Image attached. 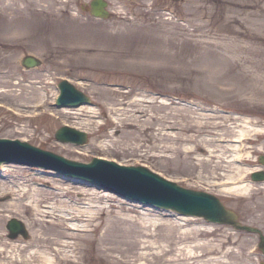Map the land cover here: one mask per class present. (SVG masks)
I'll use <instances>...</instances> for the list:
<instances>
[{"label":"rangeland","instance_id":"obj_1","mask_svg":"<svg viewBox=\"0 0 264 264\" xmlns=\"http://www.w3.org/2000/svg\"><path fill=\"white\" fill-rule=\"evenodd\" d=\"M10 1L0 2V28L9 26L4 3ZM91 1L39 0L30 9L36 36L23 40L20 47L2 44L0 39V137L29 138L34 145L81 162L102 157L121 164L146 165L183 185L218 195L239 212L242 221L259 228V234L264 232V211L261 214L254 203L263 197L264 188L253 201L246 199V193L223 190L225 185L246 183V166L253 167L254 159L264 153V133L246 132V121L264 128V72L260 69L264 64V0H107L109 18L93 16ZM49 6L51 14L35 13ZM125 18L149 23L147 38L124 39L126 30L117 29V25ZM70 28L107 36L110 45L118 44L123 58L133 55L130 45H139L155 58L112 64L94 59L105 54L103 50L84 55L55 49L54 45L63 41L58 33ZM221 45L230 49L214 50L222 49ZM28 54L39 57L42 64L24 67L22 59ZM62 78L88 94L91 103L69 108L71 112L57 107L53 102ZM41 97L43 105L37 111L41 114L33 116L30 110L35 106L28 104L39 103ZM66 124L80 126L88 133V142L58 140L56 132ZM242 129L247 137L233 142L230 149H219L222 136L235 139L237 130ZM226 151L237 159L230 167L219 157ZM229 172L241 174L240 180L225 181ZM71 178L50 167L0 166V182L10 185L13 179L17 184L20 181L16 188L33 183L45 189L70 187L74 198L82 193V204L94 218L75 221L87 230L63 237L79 248L74 246L70 261L54 254L56 264H126L117 261L125 256L134 258L133 264H149L150 258L162 255L167 246L166 226L202 231L200 238L215 248L204 257H217L224 264H264L256 232L157 209L122 197L110 186ZM15 201V195L0 193V207ZM250 202L254 204L248 207ZM8 208L2 222L0 264H40L18 254L19 247L28 252L36 249L31 240L38 225H30L29 212ZM39 217L48 224L57 221L55 215ZM12 218L25 224L27 237H10L7 223ZM141 240H150L152 250L132 243ZM172 256L165 255L168 259Z\"/></svg>","mask_w":264,"mask_h":264},{"label":"bare ground","instance_id":"obj_2","mask_svg":"<svg viewBox=\"0 0 264 264\" xmlns=\"http://www.w3.org/2000/svg\"><path fill=\"white\" fill-rule=\"evenodd\" d=\"M19 1L20 0H13L10 2H6L7 4L4 3L5 12L8 16H10V23L9 26L0 28V39H2V44L20 47L23 40L27 41L31 35L36 36L37 34L36 31L32 29V24L30 21V9L33 8L32 6H35V4H38L39 0H22L24 2V4L22 5H19ZM0 2H2V0H0ZM9 10L11 12H9ZM50 11L51 9L49 6L48 9L43 7L35 13L39 15H45L51 14ZM126 20V18L123 19L117 25V29L126 30L125 35L123 36L124 39L131 40V38L137 37L141 40H145L147 38L145 32L147 29L146 27L149 26L147 24L149 23H144L142 19ZM92 34L93 33H81L72 28H70L66 32H59L58 36L62 38L63 41H61V43L59 42V44H55L54 48H61L63 51H60L62 52H71L84 55L94 49L99 51L103 50L105 54L95 56L94 59H97L101 63H105L108 61V63L112 64L114 62H116L117 64L141 63L144 62V60L148 61L149 59H151V56H153L151 54H147L145 51H141V47L139 45H130V53L133 55H130L127 58H123L124 53L122 51H118V44L112 43V45H110L111 43L108 42L107 36L101 34H95L91 36ZM9 35H12L14 38L10 37ZM113 38L114 37L111 38L112 41ZM114 41H118V39ZM218 47L222 49L214 50L218 51L230 49V47L229 49H226V45H221ZM153 48L155 50V46ZM153 58H155V55L153 56ZM260 69L264 72V64L260 67ZM38 102L43 103V98ZM36 103L37 102H35L34 105L28 104V106H36ZM64 110L71 112L69 109ZM25 111L29 112V110ZM30 112H33V110H30ZM78 127L80 128V126ZM165 127H168V125H166ZM237 131L238 135L237 137H235V139L229 138L227 136H222V144H220L219 149H226V147L230 149L234 147L233 142L240 141V139L244 136L247 137L248 134H246V132L253 131L255 133H264V128L251 126L246 121V132L243 129ZM261 150H264L263 147L261 148ZM229 153L228 151H226L222 154H219L221 162H225L226 167L232 166L234 160H237L233 156L232 158L229 157ZM41 172L45 174V172ZM41 172H38L37 174L40 175L42 174ZM58 175L61 176L60 173H58ZM225 176V181H228V183H235L240 180L241 174L237 175L234 172H229L225 174ZM14 181V179L11 180L10 185H7L6 182H0V193L13 194L16 196L15 202H8L0 207V242H2L4 239L3 233H1L4 212L7 207H9L8 209L12 210L16 208V210L30 213V225H38V229L34 230V237L31 240V244H33L36 249H31L28 252L26 247H19L18 254L20 256H26V258L39 260L40 264H56L53 259L54 254L59 257L60 260L62 259L70 261V256L74 255L75 247L78 246L76 244L72 245L71 243L66 242L63 237L72 233L73 235H77L78 232L87 230L86 227H82L86 225H83L82 223H75V221H79L80 219L83 220L84 218H94L92 216H89L88 207L82 204L84 203L82 193L78 192L76 194V197L74 198V196L71 195L70 191L73 190L70 187L63 188L59 186H50L45 189V187L41 186V184L33 183L23 185L22 187L18 186L16 188L14 186L19 185L21 182L18 181L17 184ZM44 182L48 184L49 181L44 180ZM260 185L261 186H254L253 182L246 181V183L240 185H225L223 187V190L228 192H240L244 194L246 193V197L248 200H255L254 191L256 189L259 190L264 188V181H261ZM258 193L259 192H257L256 194ZM68 194L70 195V199L73 198L72 200L75 199V201L65 198V196H67ZM50 199L52 200L50 201ZM43 203H45L46 205H42ZM254 203H256L255 207H257V210L261 212V214H263L264 209L262 208V205H264V195L261 199L255 200ZM254 203L250 202L248 207H251V204L253 205ZM43 207H46L47 209ZM42 215H55L57 221L48 224L45 222L44 218L39 217ZM166 228L167 246L163 248L162 255H153L150 258L151 260L149 261V264H224L218 262L217 257H204L206 256V254L215 251V248L211 243L206 242L204 238H200V236L203 234L202 231L198 229L179 231L178 229L174 228V226H166ZM49 232L55 234L56 236L51 237L50 235H48ZM153 233L154 232H145V234L147 235H153ZM132 243L138 244L141 248L143 247L152 250V242L150 240H141L139 242L135 241ZM147 254L149 255L152 253L147 251ZM168 254H172L173 256L168 259L167 257H165V255ZM108 257H112V255H108ZM117 261L126 262V264H133L134 258L125 256L122 259H117Z\"/></svg>","mask_w":264,"mask_h":264},{"label":"water","instance_id":"obj_3","mask_svg":"<svg viewBox=\"0 0 264 264\" xmlns=\"http://www.w3.org/2000/svg\"><path fill=\"white\" fill-rule=\"evenodd\" d=\"M106 6L107 2L105 0H94L92 2L93 15L108 17L109 11L106 9ZM23 63L31 67L38 65L40 61L34 56H27L23 60ZM61 86L63 93L60 98V105L79 106L84 102L90 101L88 96L78 91L72 84L64 82ZM56 135L58 139L62 141H74L79 144L85 143L88 139L86 132L69 126L60 128ZM5 142L8 141H6V139H0V147ZM18 144L25 145L20 142ZM22 147L28 150L29 154L27 157L15 152L14 149L17 147L5 148L4 151L8 152L0 153V163L2 161L17 160L24 163L41 165V163L38 162L39 158L52 160L54 163L50 166L56 167L64 173L71 176H80L92 182L94 185L103 183L102 185L110 186L112 190L134 200L154 206L172 208L182 214L204 216L210 221L231 224L240 229H253L241 223L239 221V215L234 210L227 208L217 196L204 191L183 188L177 183L169 181L144 167L119 166L111 162L112 166L123 169V176L116 175V177L105 178L101 174H95L91 169L100 163L99 159H94L93 162L85 164L69 160L48 151L36 149L35 147L30 148L32 146ZM29 155H35V160H31ZM20 157H22V160L15 159ZM124 174H127V177H125ZM262 178L264 179V176ZM8 228L11 231L10 236L13 238L17 237L19 234H23L25 237L28 236L24 224L16 218L9 221Z\"/></svg>","mask_w":264,"mask_h":264},{"label":"flooded vegetation","instance_id":"obj_4","mask_svg":"<svg viewBox=\"0 0 264 264\" xmlns=\"http://www.w3.org/2000/svg\"><path fill=\"white\" fill-rule=\"evenodd\" d=\"M255 160V159H254ZM256 160L258 161L257 162V164L258 165H262L263 164V158L262 157H258V158H256ZM254 169H255V167H254ZM251 178V175H250V177H249V179ZM260 191H262V190H257L256 192H260ZM260 195V194H259ZM257 197H258V195H256L255 197H254V199H257ZM248 201H253V200H248Z\"/></svg>","mask_w":264,"mask_h":264}]
</instances>
